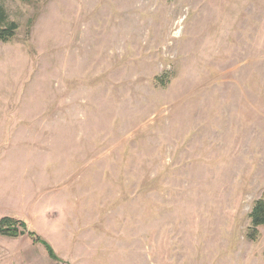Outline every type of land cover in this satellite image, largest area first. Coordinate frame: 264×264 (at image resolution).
Returning a JSON list of instances; mask_svg holds the SVG:
<instances>
[{"label": "rangeland", "instance_id": "374dc122", "mask_svg": "<svg viewBox=\"0 0 264 264\" xmlns=\"http://www.w3.org/2000/svg\"><path fill=\"white\" fill-rule=\"evenodd\" d=\"M0 3V219L65 264H264V0ZM24 236L0 264H63Z\"/></svg>", "mask_w": 264, "mask_h": 264}, {"label": "trees", "instance_id": "16d2710c", "mask_svg": "<svg viewBox=\"0 0 264 264\" xmlns=\"http://www.w3.org/2000/svg\"><path fill=\"white\" fill-rule=\"evenodd\" d=\"M17 28L18 24L9 20V16L5 7L0 3V39L4 41L10 40L15 35ZM250 219L251 225L249 227V237L256 239L259 234V227L264 225V194L259 200L255 202L250 213ZM0 234L14 238L28 235L34 240V242L43 243L49 255L53 259L65 264L64 261L58 256L53 246L37 231L29 229L27 223L23 220L11 216H4L0 219Z\"/></svg>", "mask_w": 264, "mask_h": 264}, {"label": "crops", "instance_id": "0c3cea01", "mask_svg": "<svg viewBox=\"0 0 264 264\" xmlns=\"http://www.w3.org/2000/svg\"><path fill=\"white\" fill-rule=\"evenodd\" d=\"M23 238H25V236H24V237H19V238H18V239L20 240L21 243H23ZM28 238H29V237H28ZM28 238L26 237L27 240H29ZM24 240H25V239H24ZM23 244H24V243H23Z\"/></svg>", "mask_w": 264, "mask_h": 264}]
</instances>
